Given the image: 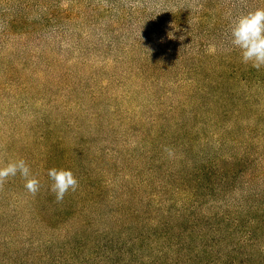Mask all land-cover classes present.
<instances>
[{"label":"rangeland","instance_id":"rangeland-1","mask_svg":"<svg viewBox=\"0 0 264 264\" xmlns=\"http://www.w3.org/2000/svg\"><path fill=\"white\" fill-rule=\"evenodd\" d=\"M258 8L0 0V166L39 181L0 184V264H264V67L230 42Z\"/></svg>","mask_w":264,"mask_h":264},{"label":"clouds","instance_id":"clouds-1","mask_svg":"<svg viewBox=\"0 0 264 264\" xmlns=\"http://www.w3.org/2000/svg\"><path fill=\"white\" fill-rule=\"evenodd\" d=\"M230 37L231 46L238 50L242 63L250 64L257 70L264 67V8L238 16L230 24ZM17 174L25 179V188L30 193L38 191L39 181L34 177L29 178L30 168L22 159L0 166V184ZM47 175L52 181L51 191L58 201L63 199L66 192L74 191L78 186V181L70 170L51 168Z\"/></svg>","mask_w":264,"mask_h":264},{"label":"trees","instance_id":"trees-1","mask_svg":"<svg viewBox=\"0 0 264 264\" xmlns=\"http://www.w3.org/2000/svg\"><path fill=\"white\" fill-rule=\"evenodd\" d=\"M259 165H260V169L263 170V169H264V160H261V161L259 162ZM252 186H253V185H252ZM255 246L258 247V246H257V243H256L255 245H251L250 247L253 248V250H255ZM246 257H248V258H246V259L244 260L245 262L240 263V264H256L255 256L252 257V258H249V256H246ZM261 261H264V258L261 259Z\"/></svg>","mask_w":264,"mask_h":264}]
</instances>
